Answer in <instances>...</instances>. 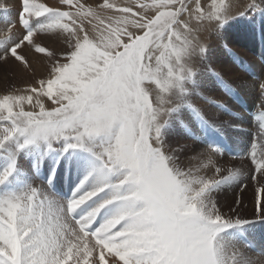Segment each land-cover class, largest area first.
<instances>
[{"label":"snow or ice","instance_id":"1","mask_svg":"<svg viewBox=\"0 0 264 264\" xmlns=\"http://www.w3.org/2000/svg\"><path fill=\"white\" fill-rule=\"evenodd\" d=\"M257 16L264 0L0 4V64L31 73L26 87L0 90V264H257L243 248L264 225V112L245 171L222 162L236 125L191 103L205 76L219 78L207 35ZM250 74L246 87L264 97ZM61 175L73 178L67 192ZM242 184L253 220L217 198Z\"/></svg>","mask_w":264,"mask_h":264},{"label":"rangeland","instance_id":"2","mask_svg":"<svg viewBox=\"0 0 264 264\" xmlns=\"http://www.w3.org/2000/svg\"><path fill=\"white\" fill-rule=\"evenodd\" d=\"M16 1L19 3V0H8L7 4L3 2L0 4L14 7V4H18ZM88 2L91 3L93 0H88ZM120 2H130V0H120ZM247 2L249 0H240L241 4ZM240 10L242 11L243 8ZM251 15L252 13H249V16ZM40 35L42 36V34ZM207 40L209 44L211 43L207 66H210L218 73L219 78L211 74L205 76L204 86L198 89V94L191 98V103L195 108L200 110L201 114L210 123L217 125L221 123L236 125L238 130H233L231 127H228L223 135L227 142L231 144L232 148L236 150L237 155L224 154L222 162L228 168H242L246 171L248 161L244 155L243 147L250 140L255 142L254 137L257 139L259 131L256 119L254 116L248 115L244 108L249 110L251 107L255 112H258L261 108L264 109V97L260 95L259 90H250L246 87V85L257 83L255 76L250 74L252 71L264 79V71H262L264 69V21H261L259 16L251 20L238 18L226 25L219 35H207ZM38 42L41 41L38 39ZM41 55L37 54L33 57L32 63L43 71V63L40 59ZM30 75L31 73L28 74V76ZM28 76L24 75L15 65L0 64V90H3L6 86H15L16 88L26 87L27 85L20 81L27 80ZM229 88L232 90L231 92L228 91ZM237 92L239 96L236 95ZM244 94L251 97L248 99V102L243 99ZM248 103L249 106H247ZM218 105H223V107H219ZM188 115L186 119L189 127L198 135H202L195 117L191 113H188ZM244 123L252 127L251 132L249 131L247 135L244 134V131L239 130V128L245 126L243 125ZM180 143L187 145L190 149L194 148L196 152L203 151L207 147L206 144L194 139H182ZM206 174L211 176L212 172L209 171ZM227 174V171H224L219 176H216V178L219 179L221 176H227ZM72 179L71 176L66 178L61 175L59 181L65 186L62 190L63 192L68 191ZM248 183L246 180L243 181V184ZM243 184L240 187L225 185L218 193L217 198L225 213H229V206H231L232 208L238 209V215L241 218L253 220L255 219L253 215V191L251 186L248 187L247 191H244ZM237 198L242 200L241 205L235 204ZM260 225L257 223L251 229L252 237L258 236L256 229ZM243 250L253 260L261 264L264 263L263 239L261 240V249H254L245 245Z\"/></svg>","mask_w":264,"mask_h":264},{"label":"bare ground","instance_id":"3","mask_svg":"<svg viewBox=\"0 0 264 264\" xmlns=\"http://www.w3.org/2000/svg\"><path fill=\"white\" fill-rule=\"evenodd\" d=\"M13 1H15V0H13ZM52 1V2H51ZM1 2H3L4 4H7L8 3V0H1L0 1V3ZM17 2V1H16ZM46 2H48L49 4H52V3H57L58 2V0H46ZM18 3V2H17ZM18 4H14V7L15 6H17ZM1 26V25H0ZM211 44V43H210ZM210 54V53H209ZM35 57V56H34ZM211 65V64H210ZM215 65V64H214ZM35 69L37 70V71H39V70H41V68H39V67H37V66H35ZM42 71V70H41ZM200 93V92H199ZM249 98H251V97H248V96H246L245 94L243 95V99L244 100H246L247 102H248V99ZM234 99V98H233ZM247 106H249V103H248V105ZM249 112H251L250 114H251V116L253 115L254 116V114H255V117H256V115H257V112H255L254 110H252L251 109V107H250V109H249ZM189 116V115H188ZM191 116V115H190ZM232 119V118H231ZM246 119V118H245ZM238 125H239V123H238ZM243 125H245V126H243ZM242 126V128H239V130L240 131H244V134L245 135H247L248 133H249V131L251 132V130H252V127H250L249 125H246L245 123L243 124ZM258 127V126H257ZM258 131H260V128L258 127ZM259 133V132H258ZM201 134H202V132H201ZM256 135V134H255ZM225 138V137H224ZM254 139H255V141L257 140L256 139V137H254ZM227 141V140H226ZM203 150V149H202ZM201 152V151H200ZM229 165V164H228ZM232 168V167H231ZM65 188V186H64V184H62L60 181H59V183H58V185H57V190L60 192H63L62 190ZM65 192V191H64ZM257 235L258 236H251V238H253V240H254V244H255V247H254V249H261V240L263 239V241H264V225H260V227H258L257 229ZM241 243H243V242H241ZM239 246V245H238ZM251 248V247H250ZM250 250V249H249ZM250 255V254H249ZM257 264H261L260 262H257ZM264 264V263H263Z\"/></svg>","mask_w":264,"mask_h":264}]
</instances>
